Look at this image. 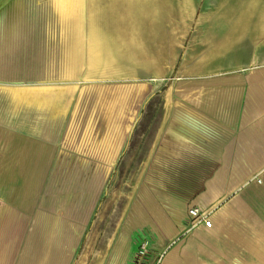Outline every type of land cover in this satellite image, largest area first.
<instances>
[{
  "label": "crops",
  "instance_id": "1",
  "mask_svg": "<svg viewBox=\"0 0 264 264\" xmlns=\"http://www.w3.org/2000/svg\"><path fill=\"white\" fill-rule=\"evenodd\" d=\"M58 1L0 0V264H264V17L235 34L202 0L146 47L144 22Z\"/></svg>",
  "mask_w": 264,
  "mask_h": 264
},
{
  "label": "rangeland",
  "instance_id": "2",
  "mask_svg": "<svg viewBox=\"0 0 264 264\" xmlns=\"http://www.w3.org/2000/svg\"><path fill=\"white\" fill-rule=\"evenodd\" d=\"M39 1L40 4L37 5L33 0H31L29 5L30 10L28 11L29 16L37 17L38 14H44L41 15L43 17L59 16L57 15L59 11L57 10V8H60L61 16H67L68 11L66 10L67 9L66 5L61 3V1L57 0L55 3L53 2V0H39ZM64 1L62 0V2ZM216 1H219L221 3V9L217 10L218 12L212 17L221 18V19L229 18V20L231 19L233 20V22L236 20V26L233 27V29H235L234 33L236 32L235 34L245 32L246 20L252 18L264 17V10L259 11V10H255L254 8L250 9L252 7V4H255V8L256 7L259 8L263 6L264 9V0H216ZM200 2L202 3V0H94L93 1L95 5L103 8L104 7L107 8L103 10V13L99 14V17H103L106 20L117 21V22L120 21V23H122V19H126L127 20L126 22H129L128 21L129 19L131 20L134 19L135 23L144 22L143 24H135V25L139 27V29H143L141 33L144 34V42L146 47H148V43L151 42L150 38L156 37V39H158L159 37H161L160 32H162L163 34L162 38H164V40L172 36V29H171L172 26H170L172 22L170 20L171 19L183 20L179 22L181 25H183L184 18L188 17L187 14L189 12L187 11L186 8L189 7L188 10L193 9L192 7L195 8V5L197 3L196 9H198ZM207 2L208 0H205L204 4H206ZM159 11L162 12L159 13ZM143 14H144L143 17H145L146 19L141 17ZM160 14H161V18L159 16ZM157 16H159L160 19ZM231 24L233 23L231 22ZM122 36L124 35H121V37ZM232 38L233 35L230 37V39ZM227 40L228 39L225 38V40L222 41L221 44L223 42L226 43ZM43 42H44V35L42 34L41 36L40 32L38 33L34 32V27H33V30H30V32L26 35L23 44L22 45L19 44L18 46L16 45L17 47L15 46V49L30 51L37 49V47L39 48L42 47ZM30 46L31 48L29 49ZM147 49L148 48H145V50ZM123 178L125 179V177H122L121 179L117 180L120 185L123 184L122 183ZM114 189L115 187H113V190ZM114 192L115 191H113V193ZM111 193L112 192H110L108 197L112 196ZM119 196L120 197L117 196V199L121 200L122 199L121 197L123 196V194H121V190L119 191ZM108 197L105 196L104 198L108 199ZM105 199H103L100 202V205L98 206L96 213L98 214V219L96 220L97 222L96 224H94L93 227V235L91 236V239L89 237L87 241H85L84 239L78 254V258L79 257L90 258L91 256L93 258L98 257L100 256V253L103 250L104 241L101 239V235H102L101 227L107 228L105 224L108 219H105V223H100V221L103 220L101 217L102 212L106 211V209L116 208V204H117V202H114L113 206L109 207V202H107ZM80 263L83 264L84 262L82 261ZM89 264H96V261H94L93 259L90 261Z\"/></svg>",
  "mask_w": 264,
  "mask_h": 264
},
{
  "label": "built area",
  "instance_id": "3",
  "mask_svg": "<svg viewBox=\"0 0 264 264\" xmlns=\"http://www.w3.org/2000/svg\"><path fill=\"white\" fill-rule=\"evenodd\" d=\"M189 213L191 215H193L194 217H197V222H203L204 225L206 226H210V220L207 218V214L205 213H201L200 210L198 209V207H191L189 209ZM146 245V241H143L142 243H140L139 245V252L143 253L144 248Z\"/></svg>",
  "mask_w": 264,
  "mask_h": 264
},
{
  "label": "bare ground",
  "instance_id": "4",
  "mask_svg": "<svg viewBox=\"0 0 264 264\" xmlns=\"http://www.w3.org/2000/svg\"><path fill=\"white\" fill-rule=\"evenodd\" d=\"M160 12H162V11H159V13H160ZM142 13H143V12H142ZM146 13H148V12H146ZM156 13H157V12H156ZM144 14H145V13H144ZM144 14H143L141 17H143ZM156 15H157V14H156ZM145 16H147V15H145ZM159 16H160V18H161V14H160ZM159 16H157V17L159 18ZM143 18L146 19L145 17H143ZM160 18H159V19H160ZM92 31H93V30H92Z\"/></svg>",
  "mask_w": 264,
  "mask_h": 264
}]
</instances>
